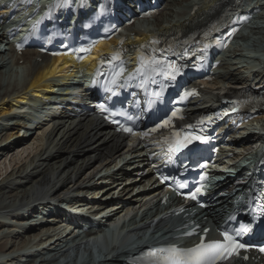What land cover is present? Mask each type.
Segmentation results:
<instances>
[{"label": "bare ground", "instance_id": "6f19581e", "mask_svg": "<svg viewBox=\"0 0 264 264\" xmlns=\"http://www.w3.org/2000/svg\"><path fill=\"white\" fill-rule=\"evenodd\" d=\"M215 1L217 0H167L164 11H160L159 16L155 15L154 26L167 29L182 26L186 22L191 23L201 16L198 12L209 8ZM3 28L4 24L0 23V40L3 36ZM253 31L255 34H261L260 29ZM243 38H247L246 34L243 35ZM260 38L264 41V34H261ZM233 52H236V50ZM33 54L34 50L31 49L24 53L23 56L16 55L13 59L17 65L22 59H25V63L28 62L30 66L27 69V75L30 77L26 83L28 89L45 83L47 78L56 75L59 70L65 67L69 60L68 56L51 59L48 56H42L44 60L41 63L34 60ZM7 56V51H0V87L5 86V82L8 83L7 76L10 73L7 75L9 67L7 65L12 59ZM228 69L230 68L228 67ZM252 74L256 76L254 72ZM221 77V81L226 82L228 85L235 86L238 84L230 72L228 75H222ZM247 83L244 82L241 85L243 86ZM252 84L258 86L264 84V70L259 72ZM47 85L49 83L46 84V87ZM9 86L2 93L0 92V109L7 106L0 113L1 115L9 114L11 106L14 105V103L6 102L7 97H9ZM205 91V100L201 103L203 106L210 108L211 105L219 102L220 93L218 91L215 89ZM17 101H20V99L18 98ZM258 119L263 121L264 114L260 115ZM12 130L17 131V128L12 127ZM12 136L13 134H9L5 139ZM27 138L18 147H16L17 143H10L4 148H0V215L6 212L14 213L15 209L34 205L38 200H45V198L65 192V190L71 193L79 192L83 186L95 181L96 177L102 172L103 167L110 166L118 159L121 161L125 156L124 152L130 150V147H124V138L114 133L111 128H108L102 122L91 117H82L79 120L70 118L56 119L48 124L47 127L39 129ZM256 138L261 139L259 136H256ZM235 143L240 150L239 155L235 159V162H237L239 158L246 156L250 152L253 144L243 143L239 140ZM146 180L150 182L151 178ZM143 181L142 179L135 189L126 186L119 192V195L126 199L135 190L145 187ZM230 184L226 183L224 185L229 191H231L229 188ZM103 189L98 188L97 193L104 192L105 189ZM113 192L106 190L101 196L99 203L107 204L108 197ZM139 201V204H142V198ZM225 201L226 199H222L218 207H221ZM6 224V219L0 220V230L6 229L3 232V235H6L5 239L0 237V255L2 256H7V254H2V252L11 254L14 251L22 250L24 246L35 247L37 244L44 245L48 242L44 240L45 232H36L37 230L30 229L24 234L25 238H23V233L22 235L14 233L15 227L7 226ZM46 227L49 228L51 226L46 225ZM32 236H39L42 241H37L36 244H33L28 239ZM22 239L23 242L19 243ZM65 242V240L56 241V243L52 244L54 247L51 245L48 252L53 256L58 255L67 247ZM77 255H72L71 259H69L68 253H65L63 256L68 258V262L63 263L61 261L58 264H77ZM19 256L22 255L20 254ZM14 259L13 257L8 258V263L17 264L15 263L16 259ZM82 260L87 263L86 257ZM34 262L30 261V263L22 264H33ZM50 263L44 259H41L39 263L35 262V264Z\"/></svg>", "mask_w": 264, "mask_h": 264}, {"label": "snow or ice", "instance_id": "6c2138e0", "mask_svg": "<svg viewBox=\"0 0 264 264\" xmlns=\"http://www.w3.org/2000/svg\"><path fill=\"white\" fill-rule=\"evenodd\" d=\"M69 0H55V2L49 5V13H46V16L51 13L53 9H58L64 6H67ZM36 25H33L35 29ZM107 31V30H106ZM123 43V42H122ZM153 44L159 43V41H152ZM18 47H22V45H18ZM94 47V44H93ZM141 48L144 46L141 45ZM169 50H171V46H169ZM80 52H90L91 48L88 49H80ZM155 53V49L152 50ZM160 51H163L161 49ZM61 53H55V55H60ZM120 61L121 67L120 71L116 72L110 81V84L113 87H120L119 78L123 76L124 68H123V60L121 58V54L117 50H113V53L108 56L101 55L100 63L103 65L105 62L111 64L112 61ZM139 66L135 69V71L129 74L125 81L130 82L135 79L137 76L141 78L140 87H144V80L148 77H154L156 75L168 76L170 79L174 80L176 74H178V69L175 68V65L171 62L167 61V59L157 58L155 54L152 56H145L141 53L139 57ZM126 86V85H125ZM108 91H113L112 88H108ZM164 91V87L160 88V92ZM157 97L160 93H154ZM189 95V93H185V96ZM101 110L104 109V105H100ZM236 111V108L232 109ZM110 116H115L117 113L111 112ZM172 116H176V112L172 113ZM171 123V117L162 122V124L157 125L156 128L151 129V131H156L160 127L169 126ZM189 128L192 126L189 125ZM122 130L128 133H131L132 128H123ZM148 135V132L142 133V136ZM202 137L196 136H185L183 134V130L180 132H173L171 137L165 138V143L168 146V151L171 153L180 152L182 149L187 148L189 144H192L194 140H201ZM162 180H166L167 177H161ZM180 188L185 187L184 184L179 185ZM201 189L197 188L195 192L191 194V198L195 199L196 194L200 192ZM264 197V193H260L257 197L254 198H262ZM264 208V205H261ZM260 216H264V211H261ZM230 219H235V216L230 217ZM256 217H254V220ZM250 228V225H241L240 229H228L226 226H221L220 235L222 239H208V228L199 229V225H197V229L203 233V235L199 236V242L195 243L191 247H180L178 245H167L152 248L146 252V256L148 258L147 264H221L222 261L228 260L232 255L238 254V250L241 248H245V245L239 242L238 237L243 235V233L247 232ZM197 229H193V231L186 232L184 235L186 236H194L198 235ZM264 252V248L260 249ZM247 259V257H245Z\"/></svg>", "mask_w": 264, "mask_h": 264}, {"label": "rangeland", "instance_id": "374dc122", "mask_svg": "<svg viewBox=\"0 0 264 264\" xmlns=\"http://www.w3.org/2000/svg\"><path fill=\"white\" fill-rule=\"evenodd\" d=\"M260 37H261L260 34L257 35V34L252 32L251 33V39L248 38L245 41H243L241 43V44H243V46L238 51V54L235 57L229 58L227 61L228 62L227 67L230 68V69H228V71L231 73L233 78L238 82V84H241L244 82L247 83V82L251 81L253 78L255 79V77L257 75H259V70L261 71V68H260L261 61L257 57L261 54L262 50L264 49V41ZM11 52H13V51H11ZM13 54L14 53H12V55ZM7 55L9 56V58L13 57V58H11L12 61L9 63V65H7V66H9L8 71H7L8 72L7 75L10 73V71L15 72L17 70V67L19 70H21L22 73H24L26 71V69H29L30 66H29L28 62H26V63L24 62L22 64L20 63L19 66H16L17 64H15V62L13 61L14 55L10 56V53L8 51H7ZM11 59H9V60H11ZM13 65L16 66V69H15V66H13ZM223 69L225 71L227 70L226 67ZM252 70L258 71L256 73V76L249 73ZM9 75L7 76L8 83L5 82V86L0 87L1 93L12 82L11 80L9 81V79H10ZM8 230H9V228H8ZM5 231H6V229L5 230L1 229L0 230V236ZM22 242H23V239L19 243H22Z\"/></svg>", "mask_w": 264, "mask_h": 264}]
</instances>
